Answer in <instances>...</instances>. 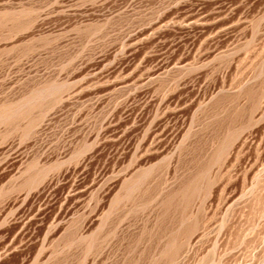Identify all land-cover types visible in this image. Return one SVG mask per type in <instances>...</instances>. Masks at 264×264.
Returning <instances> with one entry per match:
<instances>
[{"label": "rangeland", "instance_id": "374dc122", "mask_svg": "<svg viewBox=\"0 0 264 264\" xmlns=\"http://www.w3.org/2000/svg\"><path fill=\"white\" fill-rule=\"evenodd\" d=\"M0 264H264V0H0Z\"/></svg>", "mask_w": 264, "mask_h": 264}]
</instances>
